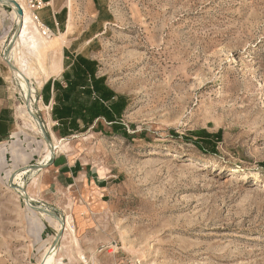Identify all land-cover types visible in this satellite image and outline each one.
Here are the masks:
<instances>
[{
	"label": "rangeland",
	"instance_id": "obj_1",
	"mask_svg": "<svg viewBox=\"0 0 264 264\" xmlns=\"http://www.w3.org/2000/svg\"><path fill=\"white\" fill-rule=\"evenodd\" d=\"M53 8L57 23L46 8L36 12L51 35L33 20L40 34L21 44L30 109L54 153L95 170L105 191L50 185L48 147L3 60L16 24L0 4V264H40L63 228L55 264H264V0ZM78 56L115 94L119 133L104 119L97 131L53 130L52 83L64 84ZM38 164L47 167L26 169ZM21 192L68 224L32 211Z\"/></svg>",
	"mask_w": 264,
	"mask_h": 264
},
{
	"label": "trees",
	"instance_id": "obj_2",
	"mask_svg": "<svg viewBox=\"0 0 264 264\" xmlns=\"http://www.w3.org/2000/svg\"><path fill=\"white\" fill-rule=\"evenodd\" d=\"M95 71L94 61L78 56L70 71L63 74L64 84L59 81L52 83L51 117L57 123L53 130L61 138L90 128L97 131L102 128L101 119L119 133L114 122L115 114L120 112L118 105L112 102L115 94L103 84V78L96 77ZM49 87L50 82L45 89Z\"/></svg>",
	"mask_w": 264,
	"mask_h": 264
},
{
	"label": "bare ground",
	"instance_id": "obj_3",
	"mask_svg": "<svg viewBox=\"0 0 264 264\" xmlns=\"http://www.w3.org/2000/svg\"><path fill=\"white\" fill-rule=\"evenodd\" d=\"M14 2V3H11ZM0 0V4L1 5H5L8 10L11 12V14L13 15V18L15 20V24H21L22 23V27L20 29V34L18 36V38L14 41L13 45H12V49L10 51V55L9 58L11 60V62L16 66V68L18 69L17 72L13 71L14 75L19 79L20 81V85H21V89L23 94L24 100L26 98V91L30 90L32 91L33 89H30L27 85H26V80H27V64H28V60L27 57H25L21 51V44L24 42L29 40V39H34L37 38V35L40 34L38 28V25H36L30 15V13L28 12V10L23 7L22 10V15H19V7L16 5V3L18 4V2H16L15 0ZM6 12V11H5ZM8 13V12H6ZM5 14V13H4ZM11 15V16H12ZM70 17V16H69ZM32 21L34 23V25L37 26V28L32 24ZM71 29V17L68 20L67 23V28H66V33L65 34H60V38L62 39V42L64 40V36L68 33V31ZM42 34V33H41ZM33 36V37H32ZM36 40V39H34ZM29 44V43H28ZM35 44V43H34ZM51 44V43H50ZM32 47V46H31ZM34 47V46H33ZM41 47V46H40ZM45 47V46H44ZM24 48V47H23ZM48 48H53L54 50H56L58 48L57 44L54 43V45H50V47ZM26 51V50H25ZM39 55V54H38ZM20 93V92H19ZM23 101V100H22ZM30 106L32 104V100L30 99ZM24 111L25 114L28 116V111H27V107L26 104L24 103ZM30 116V115H29ZM28 116V117H29ZM31 117H29L30 119ZM32 120V119H31ZM33 121V120H32ZM53 150L57 148V146L53 145ZM48 147V146H47ZM54 152V151H53ZM51 151L50 148L48 147L47 153L44 157V162L47 164L51 158ZM201 162V161H200ZM210 164H212V162L210 161H206L204 162L203 166L208 167ZM236 171V170H235ZM246 179V173H243L241 175V178L239 179V182L242 180ZM21 195L24 197L25 194L23 192H21ZM44 215V214H42ZM44 217H47L46 215H44ZM63 224H68V221L66 220L65 222H62ZM62 224V225H63ZM58 224L59 228H62L63 226ZM58 228V229H59ZM59 231V230H58ZM56 249L53 248L52 250L50 249V247L48 246L47 249L43 252L42 258H41V263L40 264H55V258H56Z\"/></svg>",
	"mask_w": 264,
	"mask_h": 264
},
{
	"label": "crops",
	"instance_id": "obj_4",
	"mask_svg": "<svg viewBox=\"0 0 264 264\" xmlns=\"http://www.w3.org/2000/svg\"><path fill=\"white\" fill-rule=\"evenodd\" d=\"M46 2H47V5L44 8L49 10L50 16L53 18L55 23H57L56 15H58L59 12H56L53 8L54 0H46ZM50 77H54V76H50ZM47 166L50 169H52V172L54 175V182H51L50 184L54 186V189L60 188L59 181L61 180V182L65 181L67 183L65 185L67 189H72V190L74 189V191L78 193H81V192L84 193L86 190H90V191L96 190L99 192L105 191L104 180H102L98 176L95 170H93L92 168L84 167L80 163V161L73 160L72 158L70 159L63 152L59 154L55 153V156L53 157L51 156L50 162ZM35 203L36 204L38 203L37 205L45 207V205L42 203H39V202H35ZM70 264H84V263L80 261L75 262V260L74 261L72 260ZM87 264H96V262L89 260Z\"/></svg>",
	"mask_w": 264,
	"mask_h": 264
},
{
	"label": "water",
	"instance_id": "obj_5",
	"mask_svg": "<svg viewBox=\"0 0 264 264\" xmlns=\"http://www.w3.org/2000/svg\"><path fill=\"white\" fill-rule=\"evenodd\" d=\"M11 2V0H8ZM14 3V2H11ZM16 5L19 7V15H22V10L20 8V6L16 3ZM22 27V23L21 24H17L16 25V29L15 32L13 33L10 42L8 44V47L6 48V50L3 53V60L6 63V65L8 66V68L10 69V71H15L17 72L18 69L16 68V66L11 62L9 55H10V51L12 49V45L14 43V41L18 38L19 34H20V29ZM26 85L29 87L30 84L28 81H26ZM30 99H31V94H30V90H27V95L25 98V104L27 107V111L28 114L30 115V117L37 123L38 128L40 133L42 134L43 140L45 142V144L50 148V151L52 153V157L55 156V153L53 152V146H52V140L50 138V136L48 135V133L46 132V130L44 129L43 124L39 121V119L37 118V116L32 112V110L30 109ZM47 166H40V164H38L37 166H30V167H26V169H31V170H38V169H43ZM15 173V172H14ZM14 173H12L9 177V183L12 185V177L14 175ZM22 189V188H21ZM23 190V189H22ZM25 200L26 205L34 212L36 213H42L46 216H48L49 218L53 219L54 221L59 222L61 225L62 223V219L59 218L54 212H52L51 210L47 209L46 207L37 205L34 203L33 200H30L28 198V196H24L23 197ZM64 232V228L62 230L57 231V233L54 236V239L51 243L50 249L52 250L53 248L57 247L61 241L62 235Z\"/></svg>",
	"mask_w": 264,
	"mask_h": 264
},
{
	"label": "built area",
	"instance_id": "obj_6",
	"mask_svg": "<svg viewBox=\"0 0 264 264\" xmlns=\"http://www.w3.org/2000/svg\"><path fill=\"white\" fill-rule=\"evenodd\" d=\"M18 5L23 9L25 7L30 13L33 20L38 22V27L42 29V34L49 37L51 35L50 30L45 28L43 24H41L36 15L37 11L42 10L46 5V0H18Z\"/></svg>",
	"mask_w": 264,
	"mask_h": 264
}]
</instances>
